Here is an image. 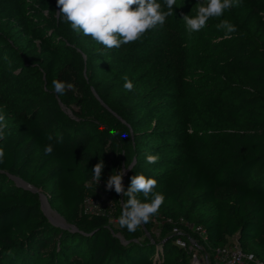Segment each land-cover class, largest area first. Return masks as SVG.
<instances>
[{"label":"trees","instance_id":"16d2710c","mask_svg":"<svg viewBox=\"0 0 264 264\" xmlns=\"http://www.w3.org/2000/svg\"><path fill=\"white\" fill-rule=\"evenodd\" d=\"M254 1L238 0L222 16L210 18L203 29L189 34L182 16H195L199 4L207 0H177L173 15L163 25L111 50L75 30L65 42L57 32L34 26L35 14L21 8L20 26L26 32L13 30L9 40L0 35V60L16 53L14 45L26 41L27 48L31 40L46 59L39 76L43 86L28 101L2 109L7 91L0 90V114L6 116L8 125L0 138V149L5 152L0 163V264H191L177 259L172 240L161 245L148 239L134 241L137 231L119 226L130 240L123 244L108 232L106 214L84 210L89 192L99 189L109 197L117 194L106 188L107 179L117 171L116 149L102 158L105 167L95 186V155L82 142L100 129L87 114V98L94 100L92 90L101 101L96 104L102 112H111L129 127L136 174L157 181L154 192L162 194L168 206L155 214L164 230L182 225L183 220L200 226L210 262L215 247L234 239L264 263V133L216 137L197 128L194 115L184 105L187 74L173 51L181 50L187 56L192 51L218 52L215 41L197 46L192 40L220 29L216 25L222 20L233 24L237 37L230 41L239 42L238 53L231 58L233 66L262 97L256 104L229 105V116L238 126H264V16L259 14L264 0ZM157 2L167 11L164 0ZM60 23L70 24L59 14ZM24 67L30 69V64ZM125 76L134 85L131 91L123 87ZM53 79L71 83L73 89L57 95ZM198 79L204 81L202 76ZM55 97L71 110L73 118ZM49 144L54 151L46 155ZM35 152L39 160L31 167ZM148 154L158 155V162L147 163ZM9 175L35 185L51 183L64 215L77 229L47 223L27 228L36 217L43 218L39 199L36 193L12 183Z\"/></svg>","mask_w":264,"mask_h":264},{"label":"rangeland","instance_id":"374dc122","mask_svg":"<svg viewBox=\"0 0 264 264\" xmlns=\"http://www.w3.org/2000/svg\"><path fill=\"white\" fill-rule=\"evenodd\" d=\"M247 1L250 3L254 0ZM256 2L258 0L254 1V3ZM260 4L263 5V2ZM21 8H25L35 14L37 21L33 22L34 26H37L40 30H45L47 33L57 32L58 38L63 39L65 42H67V38L74 31L70 24L60 23L59 26V8L57 7L56 0H0V35L4 34L8 40L12 34H15L13 30H18L19 28L22 30L20 26L21 20H19ZM259 11V14L264 16V7L260 8ZM234 37H237L236 32L229 34L225 30L215 29L206 32L203 36L198 34L195 36V39L193 38L192 42L199 46V44L204 45L215 41V46H218L220 51H208L207 54L192 51L187 56L181 50L179 52L177 49L173 50L178 56V63L182 65L187 74L184 105L194 115V125L216 137H219L222 133L233 132L264 133V126L258 128L248 125L238 126L232 122L229 116V105L244 106L248 101L256 104L262 97L259 90L242 78L233 66L231 58L237 55L239 43L234 44L230 41ZM28 38H31V35L27 36L26 40ZM220 40H227L228 44L222 45ZM22 44L13 46L16 51L15 54L8 53L5 60H0V90L7 91V96L4 97V102L1 106L2 109L21 105L34 96L40 86H43L39 76L42 75L43 64L46 58L33 45L32 40L28 43L27 48H24L26 41ZM1 45L2 43H0V47ZM27 64H30V69H25L26 67L24 66ZM34 67L37 69L32 74H29L33 71L32 68ZM198 76H202L204 81L200 82ZM91 95L94 100L87 98V103L90 106L89 112L93 111L94 113L88 112V118L96 124V128L100 129L95 134H89L91 138L84 137L82 142L86 143L88 150L94 153L95 164L109 155L111 148L114 147L116 149V156L119 161L117 171L124 170L125 174L123 175L122 182L127 189L130 185L131 177L136 174L132 164L135 159L130 145L131 133L129 127L106 108L109 114H106L104 110L102 112V109L96 104L99 101L93 91H91ZM55 98L56 102L60 104L57 97ZM60 106L63 107L61 104ZM63 109L68 117L73 118L70 109L65 107ZM112 128H115L121 134L127 133V137H123L122 135L110 136L109 130ZM92 134L94 135L92 136ZM31 160V167H34L39 160V153H33ZM8 177L12 183L24 190L32 192L29 189L32 186L35 190L32 193H36L39 199V209L43 218L36 217L27 225V228L47 223L61 229L74 230L70 226L63 227L59 225L66 222L75 227L64 215L63 207L59 206L58 197L51 183L44 182L40 185L28 183L30 186H27V188L26 185H23L14 176L9 175ZM123 201L125 199L122 194L109 197L107 193L97 189L87 194L84 209L106 214L108 216V223L106 225L108 232L115 236L118 241L125 244L130 240L122 235L118 225ZM167 207V204L163 202L158 212L166 210ZM60 218L64 219V221L62 222ZM181 222L182 225L173 226L172 229L166 231L161 224V220L154 215L147 224H142L136 230L138 237L134 241L148 239L161 245L166 240H172L171 250L175 252L177 259L191 264H211L207 247L203 242L204 238L196 231L195 226L184 220ZM75 229L77 228L75 227ZM232 241L234 239H231Z\"/></svg>","mask_w":264,"mask_h":264},{"label":"clouds","instance_id":"9594fccd","mask_svg":"<svg viewBox=\"0 0 264 264\" xmlns=\"http://www.w3.org/2000/svg\"><path fill=\"white\" fill-rule=\"evenodd\" d=\"M56 2L58 14L70 23L73 30L90 36L105 49L111 50L133 43L157 25H163L166 18L173 15V6L177 0H164L167 11L161 10V4L157 0H56ZM237 3L238 0H207L206 4H199L195 16L183 15L182 19L189 34L198 32L206 26L210 18L222 16L225 10L236 6ZM216 27L224 29L229 34L237 31L227 20H222ZM124 81V89L131 91L134 87L132 81L127 76L124 77ZM52 88L57 95L63 96L73 89V85L53 79ZM7 127L6 116L0 114V138H3ZM109 135L127 137V133L121 134L115 128L109 130ZM44 151L46 155H50L54 151V146L46 145ZM4 157L5 152L0 149V163H3ZM158 160V155L146 156V162L149 164L157 163ZM104 167V161L100 160L92 170L95 186L100 181ZM124 174V170L114 171L107 179L106 188L127 198L123 201L118 223L121 228L135 232L158 212L164 197L154 192L157 181L143 174L133 175L130 185L125 189L122 182Z\"/></svg>","mask_w":264,"mask_h":264},{"label":"built area","instance_id":"2783aa9c","mask_svg":"<svg viewBox=\"0 0 264 264\" xmlns=\"http://www.w3.org/2000/svg\"><path fill=\"white\" fill-rule=\"evenodd\" d=\"M88 212H92V211H88ZM196 231L205 239V231L200 226L196 227ZM211 264H264V263L258 260L257 258H255L252 253L244 251L239 246L237 241L234 240L229 244L217 246L213 249Z\"/></svg>","mask_w":264,"mask_h":264},{"label":"water","instance_id":"95a60500","mask_svg":"<svg viewBox=\"0 0 264 264\" xmlns=\"http://www.w3.org/2000/svg\"><path fill=\"white\" fill-rule=\"evenodd\" d=\"M92 91H93V90H92ZM93 92H94V91H93ZM94 94H95L96 98L100 101V99H99V97L97 96V94H96L95 92H94ZM100 102H101V101H100ZM62 108H63V107H62ZM133 163H134V161L132 162V164H133ZM132 164H131V165H132ZM131 165H130V166H131ZM130 166H129V167H130ZM14 178L17 179V180H19L23 185H26V187H27V186H30V185L28 184V182L22 180L21 178H19V177H17V176H14ZM27 188H28V187H27ZM29 189H30L32 192H35V190L32 188V186H30ZM56 223H57V222H56ZM57 224H59V223H57ZM59 225H60V226H63V227H69V226H70V227H72L74 230H76L75 227H73L72 225H70V224H68V223H66V222H65L64 224H59ZM121 241H122V240H121ZM122 242H125V241H122Z\"/></svg>","mask_w":264,"mask_h":264},{"label":"bare ground","instance_id":"6f19581e","mask_svg":"<svg viewBox=\"0 0 264 264\" xmlns=\"http://www.w3.org/2000/svg\"><path fill=\"white\" fill-rule=\"evenodd\" d=\"M60 220L63 222L64 221V219H62V218H60ZM65 222H63L62 224H64Z\"/></svg>","mask_w":264,"mask_h":264}]
</instances>
